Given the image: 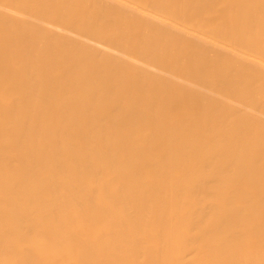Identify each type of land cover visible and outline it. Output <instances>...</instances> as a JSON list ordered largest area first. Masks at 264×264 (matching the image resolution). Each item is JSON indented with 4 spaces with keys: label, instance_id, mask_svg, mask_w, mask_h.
Returning <instances> with one entry per match:
<instances>
[{
    "label": "bare ground",
    "instance_id": "6f19581e",
    "mask_svg": "<svg viewBox=\"0 0 264 264\" xmlns=\"http://www.w3.org/2000/svg\"><path fill=\"white\" fill-rule=\"evenodd\" d=\"M0 264H264V0H0Z\"/></svg>",
    "mask_w": 264,
    "mask_h": 264
}]
</instances>
